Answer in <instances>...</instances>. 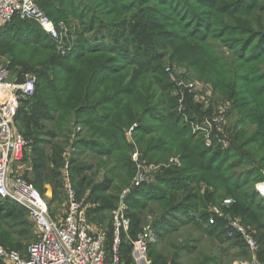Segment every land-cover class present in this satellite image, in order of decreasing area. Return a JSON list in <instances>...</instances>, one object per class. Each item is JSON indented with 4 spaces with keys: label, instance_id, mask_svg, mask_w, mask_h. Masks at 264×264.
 <instances>
[{
    "label": "trees",
    "instance_id": "1",
    "mask_svg": "<svg viewBox=\"0 0 264 264\" xmlns=\"http://www.w3.org/2000/svg\"><path fill=\"white\" fill-rule=\"evenodd\" d=\"M138 1L141 0H36L38 7L55 23L82 21L84 29L76 31V46L69 50L68 42L65 48L69 49L64 52L32 20L16 17L0 31V55L9 60L13 75L20 80L28 73L37 75L36 92L21 101L15 119L27 142L22 164L28 171L21 176L47 199L55 218L51 204L60 194L56 171L63 165L62 148L67 143L58 137L70 133L64 126L69 129L76 124L83 126L84 137H79L74 147L79 154L88 150L92 158L101 161L96 166L85 159L79 161L74 155L69 171H74L72 182L77 199L82 201L86 195L84 204L94 205L87 210L89 222L100 229L107 223V228H103L108 230L105 264H110L114 256L111 213L115 210V198L107 194L113 190L116 178L109 175L113 171H135L125 130L138 123V143L148 162H168L172 155L180 154L185 165L180 169V176L175 172L177 167L163 169L166 173L156 175L154 185H140L127 195L131 226L121 236L120 263L135 264L133 241L144 233L149 215L154 219L151 229L156 235V242L148 247L153 264H181L186 256H196L195 264H226L229 258L231 261L228 252L242 248L243 255H247L249 248L240 234L229 236L226 221L201 211V206L206 207L210 202L206 200L213 198L201 196L197 187L206 177L213 182L215 190H224L223 197L235 200L232 213L255 233L264 255V196L251 188L252 183L264 182L262 171L254 168L257 161L264 168V6H257L256 0L252 3L250 0H173L154 12L146 10L147 15L133 14L140 10ZM245 17L247 25L258 19L260 25L256 30L244 32ZM102 18H110L111 25H104ZM158 20H162L163 30L173 29L174 36L182 37L183 43L187 41L184 39L187 34H193L196 44L188 49V54H193L192 68L203 69L216 89L234 103L239 117L257 126L248 139L234 144L235 149L215 154L205 149L174 112V98L172 107L164 111L172 83L162 67H154L150 55L141 57L138 52L139 46L148 49L157 44ZM210 38L214 46L218 42L232 43L234 59L218 57L211 50ZM197 47L206 53L199 54ZM181 53H186L185 47ZM190 97L188 103L192 106ZM243 134L246 135L241 131L238 139ZM227 153L235 154L241 164L253 167V171H236L238 161L226 160ZM218 154L223 158L217 157ZM95 168L109 171L108 177L100 183L85 184L83 174ZM256 174L261 178H255ZM46 185L53 188L52 202L41 189ZM212 196L218 197L220 193ZM153 204L162 208L152 212ZM212 218L214 224L210 223ZM184 226L198 232L210 243L209 248L197 252V247L190 243L172 245L171 249L159 247ZM36 239L29 211L16 202L0 198V245L23 250L26 247L22 246V240L31 243Z\"/></svg>",
    "mask_w": 264,
    "mask_h": 264
},
{
    "label": "rangeland",
    "instance_id": "2",
    "mask_svg": "<svg viewBox=\"0 0 264 264\" xmlns=\"http://www.w3.org/2000/svg\"><path fill=\"white\" fill-rule=\"evenodd\" d=\"M172 1L173 0H141L140 2L138 1L140 10L134 11L132 13L133 14L144 13L143 15H147L146 10L148 12H154L160 9L162 5H169ZM184 1H191V0H184ZM252 1L253 0H250V3H252ZM256 2H258L257 6L259 7L264 6V0H256ZM132 5L135 6L136 5L135 2ZM241 7H243V4H241ZM95 17L99 19L98 15H95ZM254 17L256 18V16ZM167 19L168 17H165V20ZM246 19L247 17H245L244 21L242 22L243 26L245 27L244 32L256 30L257 27L260 25L257 22L258 19H256L257 21L255 20L253 24L247 25L245 23ZM50 20L53 22L52 19ZM102 21L103 24L106 26L111 25L110 18H102ZM160 21L162 20H158V22L155 24V26L158 28V31L156 33L157 44H155L153 47L148 49L147 48L144 49L142 46H139L138 52H140L141 57L143 55H150L154 60L153 62L154 67L157 66L162 67L169 82L172 83V88L169 91L170 96L169 98H165L166 102L164 106L165 109L164 111H166V109H168L169 107H172L170 105L172 103V99L174 98L176 101L174 112L177 113V115L180 117L182 122L189 127V130L191 131L190 133L195 138H197V140L199 139L202 142V144H204L205 149H208L211 152V154H215L218 151H221V153H225L227 151L229 152L231 149L232 150L235 149L234 144L242 143L243 141L248 139V137H250L256 132L257 126L251 124L250 122H245L241 119V117H239L238 109L234 106V103L225 95H223L219 90L216 89L214 82L208 78V75L204 73L203 69L199 70L192 68L191 58L193 54H188L189 52L188 49L194 47V45L196 44L195 40L197 39L191 37L193 34H191V36L187 34V36H185L184 38L187 39V41L183 43L182 37L174 36L175 32L173 29L167 31L163 30V26L160 25ZM53 23L58 28L62 39V43L58 42L60 44V46L58 45V47H60L58 49L62 52L67 51L69 48H70L69 50H72L74 45L76 46V42L74 44V41L77 40L76 31L77 30L83 31L84 29L82 26V21L78 19H71L69 22L60 21L59 23H55V22ZM189 25L190 24L188 23L187 26ZM68 42L71 44V46L69 48L68 47L65 48V44ZM209 43L212 44L211 50L215 51L218 54V57L227 58L228 60L234 59V57H232L233 54L231 53V51H233L232 43L223 44L218 42V44L214 46V40L211 38L209 40ZM181 46L185 47L186 53H181L183 49V47L180 48ZM195 50H197L199 54L206 53L205 50L201 49L200 47H197ZM6 58L7 57L5 55H0V63H6V61L9 62V60H7ZM152 73H155V71H153ZM28 74L37 78V75L35 73H28ZM196 87H198V90L196 89ZM188 95H191L192 97L190 98H193L191 101V103L193 104L192 106H190V103H188ZM250 98L251 95H248L247 99ZM139 126L140 125L138 123H135L131 127L125 130L126 141L130 146V149L132 150L130 153V159L132 164H134L135 166V171H113V173L111 174L112 176L109 175V177L116 178L115 186L113 190L107 194L115 198V202H114L115 210H113V212L111 213V218L113 219V223H114V212L117 211L119 208H121V206L125 207L124 213L126 216L127 213L130 212L129 211L130 207L127 204V200H126L128 197L127 195L123 197V193L128 189L132 190L133 188L138 187L135 186L138 177L144 178V181L142 182L141 185L143 184H147V186L154 185L156 183V175L160 173H166V171H163V169L177 167L178 169H176L177 171L175 172H177V176H180L181 175L180 171H182L180 169H183L185 165L181 160L180 154L172 155L169 158L168 162L167 161H162L159 163L148 162V159L144 157L141 146L138 143L136 131L139 128ZM64 130H68L70 131V133L66 137L64 136L58 137V140L67 142L66 144H64L62 148L63 152L61 154V162L63 163V165L61 167H58L59 171H56L58 173V178L60 181V190H59L60 194L57 201L51 204V209L54 216L60 220H62L65 217L67 210L66 209L67 197L63 189V174L65 173L64 170L66 166L69 164V169L72 170V162L74 155L77 157V159H79V161L81 159H85V162L86 161L90 162L92 163V165H96V166H99L98 163H100L101 161L98 158L95 159L92 158V156L89 153H87L88 150H86L85 153L81 152V154H79L78 150H76V148L74 147L78 138L81 136L84 137L85 131L83 126H81L80 124H76L72 126L70 129L68 128V126H64ZM241 131H244L246 135L243 134L238 139V135ZM58 140H56V142ZM217 157L223 158L221 154H218ZM227 157L229 158H227L226 160L230 162L238 161L237 162L238 167L236 171H238L239 173L253 171L252 169L253 167H249L241 164L240 162L241 159L237 160L235 154L233 156V154L229 153ZM254 165H255L254 168L260 169L264 174V168H262L263 164L257 161ZM108 173L109 171H103V169L101 168L100 169L95 168L94 170L86 171L83 174V177L86 179L85 184H92L97 182L100 183L106 177H108L106 176L108 175ZM257 175L258 174H256L254 177L258 179L261 178V176H257ZM70 176L71 178H73L74 171H70ZM262 183L264 182L257 184L252 183L251 188H256V190L260 194H262V192L259 189L260 186L262 187L264 185ZM259 184L261 185L259 186ZM197 187L199 188L201 196L207 199L209 197H213L210 198V200H206L210 202L206 207L201 206V211H206L209 214L215 215L214 214L215 211L219 210L220 213L222 214L220 218L226 221L228 223V226L230 224V220L232 219H238L242 222L239 216H236L234 213H232V206L235 203V200L228 196L223 197L224 190L222 189L215 190L213 182L209 179L207 180V177L204 178L203 180H200L198 182ZM41 189L43 190L47 198L52 202V200L54 199L53 188L51 190V186L46 185L44 188ZM214 193L217 194L220 193V196L218 197L212 196ZM86 200L87 197L85 195L82 201L86 202ZM226 200H232V204L226 205L225 204ZM92 207H94L93 204H89V203L87 204L88 209ZM159 207L162 208V205L153 204L152 207H150V210L152 212L153 211L156 212L158 211ZM153 220L154 219L152 218V216L150 215L147 216L148 223L147 226H145L143 234L150 233V231L152 230L151 223ZM90 224L93 227H95V229L99 232L107 233L108 231L107 229H103V228H107V223L101 229L94 222H91ZM247 230L250 232V228L247 227ZM251 234L256 240L257 237H255V233H251ZM165 241H166L165 243L159 244V247H165L167 249H171L172 245L191 244V246H193L194 248L197 247L196 248L197 252L198 251L204 252L210 246V243L206 241L204 238H202L198 234V232L193 230L191 227H185V226L182 227L180 231L176 233L175 236L172 237L171 240L167 241L166 239ZM32 244L33 242L27 243L24 240H22V246H25L26 248L23 250L17 249L16 251H18L22 255H27ZM243 251H244L243 248L241 250L229 251L228 253L231 257V261H229L230 260L229 258L226 264L229 263L230 264H258V263L264 264V255H261L262 248L259 243H258V248L255 252H252L250 249L248 250L246 249L248 254L243 255ZM254 256L256 258H254ZM195 259L196 256H189V257L186 256L181 261V264H195ZM0 263L6 264L2 261H0Z\"/></svg>",
    "mask_w": 264,
    "mask_h": 264
},
{
    "label": "built area",
    "instance_id": "3",
    "mask_svg": "<svg viewBox=\"0 0 264 264\" xmlns=\"http://www.w3.org/2000/svg\"><path fill=\"white\" fill-rule=\"evenodd\" d=\"M16 17L37 22L51 38L62 43L58 28L38 7L36 0H0V31ZM36 82L37 78L31 75H26L23 80L18 79L10 70V62L0 63V198L25 207L37 234L27 255L0 245V261L6 264H105L106 235L90 224L87 205L77 199L69 164L63 174L67 212L62 220L52 217L49 202L33 184L12 171L13 164L20 159L26 147V140L16 126V115L21 101L34 96ZM143 181V177H138L135 186H140ZM130 191H124L123 197ZM225 204H232V200H226ZM124 208L121 206L114 212V256L110 264H121V236L131 226ZM214 214L222 216L219 210ZM210 223L214 224L215 219L212 218ZM228 227L229 236L238 233L252 252L257 250V241L240 220H230ZM153 242H156V236L152 230L133 241L135 264H153L148 255L149 244Z\"/></svg>",
    "mask_w": 264,
    "mask_h": 264
},
{
    "label": "crops",
    "instance_id": "4",
    "mask_svg": "<svg viewBox=\"0 0 264 264\" xmlns=\"http://www.w3.org/2000/svg\"><path fill=\"white\" fill-rule=\"evenodd\" d=\"M23 155L18 159L12 166V171L14 175H23L25 171H28V167H26L24 164H22ZM31 169V168H30ZM52 190V187H51ZM67 209V208H66ZM67 212V210H66ZM55 219H58L55 217Z\"/></svg>",
    "mask_w": 264,
    "mask_h": 264
},
{
    "label": "bare ground",
    "instance_id": "5",
    "mask_svg": "<svg viewBox=\"0 0 264 264\" xmlns=\"http://www.w3.org/2000/svg\"><path fill=\"white\" fill-rule=\"evenodd\" d=\"M262 184H264V183H262ZM260 185H261V184H259V186H260ZM263 186H264V185H263ZM263 186H262V187L260 186L259 189H260V191L264 194V187H263Z\"/></svg>",
    "mask_w": 264,
    "mask_h": 264
},
{
    "label": "water",
    "instance_id": "6",
    "mask_svg": "<svg viewBox=\"0 0 264 264\" xmlns=\"http://www.w3.org/2000/svg\"><path fill=\"white\" fill-rule=\"evenodd\" d=\"M262 195H264V194L262 193Z\"/></svg>",
    "mask_w": 264,
    "mask_h": 264
}]
</instances>
